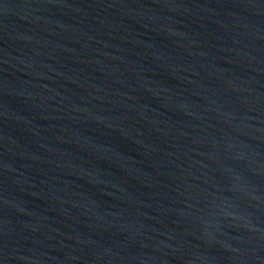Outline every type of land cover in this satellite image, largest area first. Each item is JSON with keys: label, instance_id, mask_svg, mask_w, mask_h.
<instances>
[{"label": "water", "instance_id": "1", "mask_svg": "<svg viewBox=\"0 0 264 264\" xmlns=\"http://www.w3.org/2000/svg\"><path fill=\"white\" fill-rule=\"evenodd\" d=\"M0 264H264V0H0Z\"/></svg>", "mask_w": 264, "mask_h": 264}]
</instances>
